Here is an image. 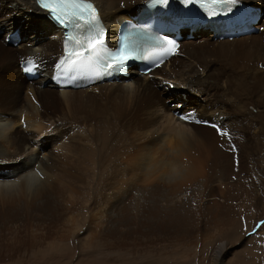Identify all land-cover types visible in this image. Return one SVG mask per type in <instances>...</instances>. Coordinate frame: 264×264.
Listing matches in <instances>:
<instances>
[{"label": "bare ground", "instance_id": "bare-ground-1", "mask_svg": "<svg viewBox=\"0 0 264 264\" xmlns=\"http://www.w3.org/2000/svg\"><path fill=\"white\" fill-rule=\"evenodd\" d=\"M93 1L114 40L119 24L146 0ZM240 3L264 11V0ZM260 27L264 31V19ZM17 29L22 42L15 47L6 39ZM262 32L230 41L196 31L151 76L135 72L119 83L60 90L50 77L62 54V31L36 0H0V230L29 245L32 230L46 237L50 224L60 222L51 232L58 242L82 231L88 242L104 237L107 244L136 231L193 234L201 230L195 228L199 221L217 219L238 225L246 254L255 250L264 260V240L250 242L255 237L247 238L250 230L242 234L241 223L244 216L248 224L250 209L264 213ZM29 58L41 63L36 82L21 73L20 62ZM111 89L118 91L108 95ZM175 111L187 119L176 120ZM162 132L164 138L158 137ZM95 172L97 184L90 180ZM199 189L197 218L187 206ZM92 190L81 230L68 207ZM256 224L254 235L260 236L264 226L257 230ZM221 247L215 261L225 252Z\"/></svg>", "mask_w": 264, "mask_h": 264}, {"label": "rangeland", "instance_id": "rangeland-1", "mask_svg": "<svg viewBox=\"0 0 264 264\" xmlns=\"http://www.w3.org/2000/svg\"><path fill=\"white\" fill-rule=\"evenodd\" d=\"M13 8L14 7H12V9ZM261 12L264 11L261 9ZM2 34L1 36L3 37L5 32ZM196 37H198V34ZM202 39L203 37L198 40H195L194 38V41H200ZM262 67L263 66L261 65V69ZM156 82L159 81L156 80ZM109 91L111 92L109 93ZM109 91L108 95L118 90L111 89ZM23 95L25 97L27 92L25 91ZM166 104H168L169 108L173 106L170 103ZM173 108L174 106L170 108V110H173ZM174 118L179 120L176 117ZM110 120L113 123H116L118 119L112 116ZM200 122L202 121L197 123L199 124ZM122 124L123 123L117 122L118 128L120 127V129H123L125 126L124 124L122 126ZM158 137L164 138V133L162 132L161 134H158ZM128 143H130L129 140ZM38 144H41V142ZM43 146H40L38 149L41 151L46 150ZM19 167L21 166H15V168ZM98 176V173L95 172L90 180L94 179V184H97ZM91 186L95 188V185ZM93 192V190L85 192L86 195H84L83 198H80V201L72 200L73 204L68 207V214L74 216L78 228L82 226L81 230L85 226L86 217L88 216L86 206L92 198ZM196 193L198 196L196 197L195 202H192V208L187 206V209L196 212L197 218H200V214H198V204H200V196L202 192L200 190L196 191ZM135 205L132 206V212H136L139 208V205ZM262 207L264 208V205ZM261 209V207H255L253 210H248V213H250V211L252 212L250 213L251 217L248 224L244 221V216H241V223H244L242 234L250 230V235L247 238L255 237L252 241L250 240L252 243L262 239L264 240V230L261 231L260 236L254 235V226L256 222L258 224L259 219H264V213L261 212ZM53 224H50L52 225L48 229L50 233L46 237L40 235L41 233L46 232L39 233L36 230H32V235L35 234L36 236L32 239L29 245H25L20 236L19 238L11 234L13 235V237H11L9 234L11 231L5 229L0 230V233L3 231L0 235V264H264V260H259V254L257 251L254 250L253 252L246 254L247 243L242 240H237L238 225L231 226L230 223V226L225 225L220 221L218 222L217 219H203V221H199L195 228L201 226V230L200 232H195L193 234L184 235L175 230L171 235L164 234L152 236L146 235L142 231H136V233L131 232L130 234H127L124 238L109 239L107 240V244L103 240L104 237H99L95 242H88V237H83L82 231L79 236L83 237V240L82 238L79 239L78 235L73 237V235L68 233L67 239L63 241L66 244L58 242L57 236L52 233L53 231L56 232L61 227V223L55 222ZM262 227H258L257 230L262 229ZM4 231L6 233H4ZM232 231L234 232L232 233ZM239 231L241 232V230ZM128 235H131L130 238L127 237ZM2 236L7 237L5 238ZM222 245L226 250L224 249L225 252H222V258H217V261H215V257H217L216 252ZM58 246L60 248H58Z\"/></svg>", "mask_w": 264, "mask_h": 264}, {"label": "snow or ice", "instance_id": "snow-or-ice-1", "mask_svg": "<svg viewBox=\"0 0 264 264\" xmlns=\"http://www.w3.org/2000/svg\"><path fill=\"white\" fill-rule=\"evenodd\" d=\"M157 2L167 5L169 0ZM203 2L205 0H182L185 5ZM206 2L215 6L211 11L205 10L211 18L231 14L240 0ZM38 4L65 29L63 55L56 64L57 75L61 77L76 79L80 76L100 78L111 75L112 72L122 70L129 61L141 58V51L144 53V59L162 63L169 55L174 54L178 47L174 41L166 40L161 41L157 48L140 49L130 46L125 39L116 49H110L105 30L100 25L98 13L90 0H38ZM217 131L222 136L228 135L226 131ZM260 226H264V221L257 225Z\"/></svg>", "mask_w": 264, "mask_h": 264}]
</instances>
